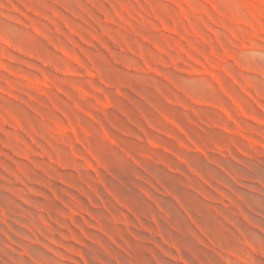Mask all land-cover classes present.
<instances>
[{"label": "rangeland", "instance_id": "rangeland-1", "mask_svg": "<svg viewBox=\"0 0 264 264\" xmlns=\"http://www.w3.org/2000/svg\"><path fill=\"white\" fill-rule=\"evenodd\" d=\"M0 264H264V0H0Z\"/></svg>", "mask_w": 264, "mask_h": 264}, {"label": "bare ground", "instance_id": "bare-ground-1", "mask_svg": "<svg viewBox=\"0 0 264 264\" xmlns=\"http://www.w3.org/2000/svg\"><path fill=\"white\" fill-rule=\"evenodd\" d=\"M245 1L252 4L254 2H260L261 0H245Z\"/></svg>", "mask_w": 264, "mask_h": 264}]
</instances>
